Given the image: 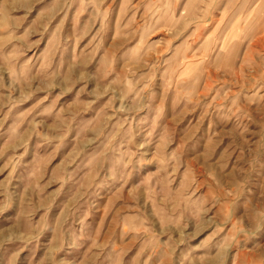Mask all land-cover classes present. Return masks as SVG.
I'll use <instances>...</instances> for the list:
<instances>
[{
	"label": "clouds",
	"instance_id": "1",
	"mask_svg": "<svg viewBox=\"0 0 264 264\" xmlns=\"http://www.w3.org/2000/svg\"><path fill=\"white\" fill-rule=\"evenodd\" d=\"M172 6L160 5L165 13ZM52 7L63 15L77 7L101 14L98 0H55ZM195 7L207 13L209 27L222 10L225 22L240 17L241 38L232 49L217 44L198 69L177 76L179 50L133 59L120 45L113 55L117 65L128 60L126 72H92L78 55L37 69L35 61L24 62L28 5L0 0V12L25 10L0 34V126L41 90L67 92L92 80L90 110L107 95L105 110L117 117L115 126L106 117L92 136L103 146L88 161L90 181L78 183L70 169L65 173V186L76 191L57 216L63 193L40 195L32 181L21 190L15 169L34 139L51 149L53 158L59 155L84 112L45 107L46 95L17 116L0 148V159L6 158L0 164V264H98L104 253L108 264H128L125 257L135 244L141 248L132 264H264V50L245 66V76L233 72L247 41L264 34V0H196ZM209 69L227 76L213 100L202 92ZM197 109H202L199 120L181 135L178 117L186 119ZM105 192L112 197L100 226L86 225L92 214L86 206Z\"/></svg>",
	"mask_w": 264,
	"mask_h": 264
},
{
	"label": "rangeland",
	"instance_id": "2",
	"mask_svg": "<svg viewBox=\"0 0 264 264\" xmlns=\"http://www.w3.org/2000/svg\"><path fill=\"white\" fill-rule=\"evenodd\" d=\"M23 2L28 5L27 11L30 13L24 24V29L28 30L24 42L26 45L24 62L31 65L35 61L37 69L46 67L50 61L61 63L63 60L70 61L72 57L78 55L82 62L90 66L92 72L103 73L109 68L126 72L129 68L128 60L121 58L117 65L113 55L116 46L120 45L133 59L151 60L167 56L169 51L175 53L179 50L182 67L176 70V74L185 76L198 69L200 64L212 55L217 44L220 49H232L235 42L241 38L240 17L225 22V13L222 10L209 27L207 13L195 7L196 0H179V2L177 0H103L102 4H99L98 0L97 12L101 14L97 16H93L91 11L81 12L78 7L71 9L68 15L60 14L52 7L55 0H47V3H40L39 0H23ZM162 3L173 6L165 13L160 7ZM198 11L199 15H197ZM24 16L23 9L11 13L0 12V34H3L6 28L10 29L14 22H19ZM21 31L23 32V29ZM262 50H264V34L258 33L255 38L249 39L240 51L239 61L233 72L241 77L245 76V66L251 64ZM226 79L225 73L209 69L202 85V92L207 91L208 99L213 100L220 93V85ZM82 87L83 91H81ZM94 88L95 80H92L88 83H78L67 92L56 88L46 94L41 90L35 99L23 103L12 119L0 126V148H3L8 143L9 130L17 116L27 112L36 99L42 96L47 95L42 101L45 107L55 105L57 111L71 109L76 115H80L83 110L84 115L80 116L71 141L59 155L53 158L52 150L40 145L39 141L34 139L31 141L29 154L18 161L15 169V183L21 190L32 181L40 195L63 193L56 207L57 216L76 191L74 185L65 186V173L70 169L71 173L77 175L78 183L89 182L91 170L88 161L103 146L99 140L93 142L92 136L104 124L106 117L110 118L113 126L117 124V117L111 116L112 109L105 110V105L109 103L107 95L90 110L89 100H93L91 92ZM223 94L226 96L228 89H224ZM118 104V101L114 102L113 107H117ZM201 111L202 109L195 110V114L188 115L186 119L178 117L183 119V124L180 125L181 135L183 131L196 124ZM201 134L207 137V123ZM104 143L108 141L105 139ZM5 162L6 158L0 159V164ZM33 173L34 175H30ZM4 174L6 175L7 171ZM184 179L182 171L176 179L178 196L183 194ZM98 192V188L93 189V197ZM111 197V192H105L101 201L97 202L95 199L89 201L86 207L92 214L86 218V225L100 226L104 210L109 205ZM93 205L98 207V212ZM122 228L123 225L118 227L117 236ZM119 242L117 238V243ZM140 248V244L132 246V251L125 257L128 264H132L137 258ZM98 264H108L107 253L101 255Z\"/></svg>",
	"mask_w": 264,
	"mask_h": 264
}]
</instances>
